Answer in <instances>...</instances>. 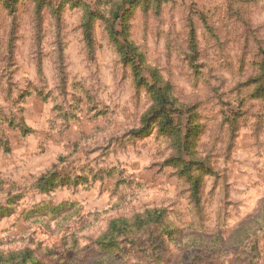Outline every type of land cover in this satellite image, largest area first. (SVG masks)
I'll return each mask as SVG.
<instances>
[{"label":"clouds","instance_id":"1","mask_svg":"<svg viewBox=\"0 0 264 264\" xmlns=\"http://www.w3.org/2000/svg\"><path fill=\"white\" fill-rule=\"evenodd\" d=\"M0 264H264V0H0Z\"/></svg>","mask_w":264,"mask_h":264}]
</instances>
